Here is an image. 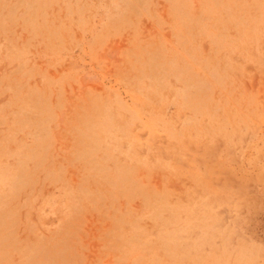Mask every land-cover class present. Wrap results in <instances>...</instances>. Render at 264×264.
Segmentation results:
<instances>
[{
  "label": "rangeland",
  "instance_id": "374dc122",
  "mask_svg": "<svg viewBox=\"0 0 264 264\" xmlns=\"http://www.w3.org/2000/svg\"><path fill=\"white\" fill-rule=\"evenodd\" d=\"M0 264H264V0H0Z\"/></svg>",
  "mask_w": 264,
  "mask_h": 264
}]
</instances>
